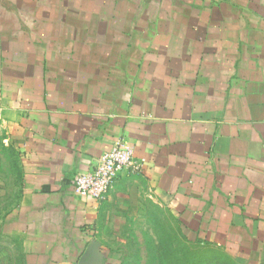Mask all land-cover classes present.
Instances as JSON below:
<instances>
[{
	"label": "crops",
	"instance_id": "obj_1",
	"mask_svg": "<svg viewBox=\"0 0 264 264\" xmlns=\"http://www.w3.org/2000/svg\"><path fill=\"white\" fill-rule=\"evenodd\" d=\"M121 139L142 170L81 195ZM0 146L26 264H122L108 236L154 205L263 261L264 0H0Z\"/></svg>",
	"mask_w": 264,
	"mask_h": 264
},
{
	"label": "rangeland",
	"instance_id": "obj_2",
	"mask_svg": "<svg viewBox=\"0 0 264 264\" xmlns=\"http://www.w3.org/2000/svg\"><path fill=\"white\" fill-rule=\"evenodd\" d=\"M13 159L0 146V264H26L24 258L16 256V247L1 236V220L18 197ZM2 183L8 187H1ZM108 238L107 243L122 255V264H159L163 254L176 264H264V260L246 257L223 244L200 240L159 205L148 209L140 221L123 226L120 233L111 232Z\"/></svg>",
	"mask_w": 264,
	"mask_h": 264
},
{
	"label": "built area",
	"instance_id": "obj_3",
	"mask_svg": "<svg viewBox=\"0 0 264 264\" xmlns=\"http://www.w3.org/2000/svg\"><path fill=\"white\" fill-rule=\"evenodd\" d=\"M134 156L133 147L124 139L118 140L93 170L75 176L76 190L85 197L103 199L121 172L132 168L142 170L143 164Z\"/></svg>",
	"mask_w": 264,
	"mask_h": 264
},
{
	"label": "trees",
	"instance_id": "obj_4",
	"mask_svg": "<svg viewBox=\"0 0 264 264\" xmlns=\"http://www.w3.org/2000/svg\"><path fill=\"white\" fill-rule=\"evenodd\" d=\"M172 257H170L169 255H167V254H163L162 255V258L161 259H159V264H176V263H174L173 262V260L171 259ZM230 258H232L231 256H230ZM193 263V262H192ZM195 263V262H194ZM179 264V263H178ZM180 264H183V263H181L180 262Z\"/></svg>",
	"mask_w": 264,
	"mask_h": 264
}]
</instances>
